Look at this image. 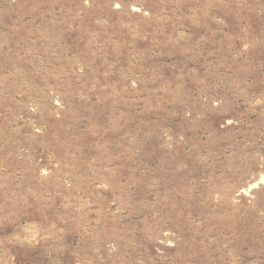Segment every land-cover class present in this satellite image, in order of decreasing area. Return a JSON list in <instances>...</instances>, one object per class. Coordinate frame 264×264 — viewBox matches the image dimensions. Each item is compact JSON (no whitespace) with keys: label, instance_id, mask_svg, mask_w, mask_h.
<instances>
[{"label":"rangeland","instance_id":"rangeland-1","mask_svg":"<svg viewBox=\"0 0 264 264\" xmlns=\"http://www.w3.org/2000/svg\"><path fill=\"white\" fill-rule=\"evenodd\" d=\"M0 264H264V0H0Z\"/></svg>","mask_w":264,"mask_h":264}]
</instances>
